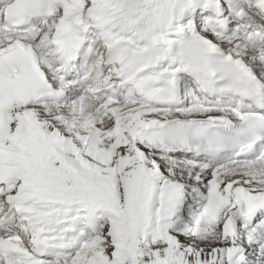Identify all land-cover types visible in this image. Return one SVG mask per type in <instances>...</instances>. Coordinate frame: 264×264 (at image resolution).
Here are the masks:
<instances>
[{
  "label": "snow or ice",
  "instance_id": "snow-or-ice-1",
  "mask_svg": "<svg viewBox=\"0 0 264 264\" xmlns=\"http://www.w3.org/2000/svg\"><path fill=\"white\" fill-rule=\"evenodd\" d=\"M0 264H264V0H0Z\"/></svg>",
  "mask_w": 264,
  "mask_h": 264
}]
</instances>
